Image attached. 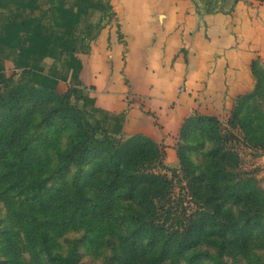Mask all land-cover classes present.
I'll list each match as a JSON object with an SVG mask.
<instances>
[{
    "label": "crops",
    "instance_id": "1",
    "mask_svg": "<svg viewBox=\"0 0 264 264\" xmlns=\"http://www.w3.org/2000/svg\"><path fill=\"white\" fill-rule=\"evenodd\" d=\"M264 72V0H0V74L71 89L88 125L176 163L192 113L228 116Z\"/></svg>",
    "mask_w": 264,
    "mask_h": 264
},
{
    "label": "trees",
    "instance_id": "2",
    "mask_svg": "<svg viewBox=\"0 0 264 264\" xmlns=\"http://www.w3.org/2000/svg\"><path fill=\"white\" fill-rule=\"evenodd\" d=\"M252 70L256 77L254 87L235 97L227 118L231 125L240 127L249 140L256 137L254 128L258 120L264 117L261 109H257L260 116L244 111L250 100L264 87L263 70L255 62ZM72 92L71 89L59 91L36 84L28 69L22 70L17 77L13 74L3 77L0 74V123L8 122L2 128L5 134H0V140L8 139L7 149L12 141L16 142L13 151L21 155L19 159L25 160L26 151H35L29 146L34 139L29 125L34 119L39 121V125L59 121L66 128L65 145L55 153V171L69 174L74 166L78 171L87 167L89 172L84 182L74 172L73 189L61 203L67 206L71 216L81 215L86 223L84 227H94V220L111 217L114 224L117 223L122 229L118 244L111 241V237L99 243L107 244L104 247L110 250V256L104 259L103 264L160 263L168 252L184 253L195 249L202 243L203 236L211 235H222V243H217L219 248H228L234 253L238 251L236 248L256 245L255 242L250 244L249 238L256 230L264 233V188L250 171L237 168V153L226 145L222 135L218 134L216 144L204 151L201 166L199 164L193 169L184 164L181 158L183 146L177 144L182 163L179 174L183 181L182 188L190 197L189 201L195 202L196 206L190 212L186 205L182 206L180 212L175 214L174 209L177 210L178 203H181L171 195L177 170L172 168L171 173H167L162 145L144 134L121 137L108 132L99 123L88 125ZM205 123L215 130L218 118L211 114L192 113L184 118L179 135L192 126L203 128ZM29 130L30 134L27 133ZM228 132L235 136L232 127ZM18 138L20 140L16 141ZM26 164L22 166L25 168ZM3 168L0 167V182L7 172ZM37 176L35 182L44 180ZM31 180L25 183L29 184ZM28 184L24 187L27 188ZM86 184H89L91 193L84 189ZM34 186L27 189L36 190ZM118 198L122 200L120 205L116 201ZM226 198H232L229 205ZM241 201L246 204L254 202L255 210L249 213V208L246 209L245 221L239 225L240 221L232 215V203ZM57 208L58 205L51 207L42 204L39 212L41 214L42 209L46 210L42 218L46 217L47 220L56 215ZM35 218L27 221L25 229L26 234L32 236V251L45 252L52 259L59 256L60 264H88L79 261L78 242L82 243L81 238L73 240L65 256H61L60 252H53L49 244L51 240L52 244L56 242L54 223L48 222L49 225L53 224L49 228L44 221L36 224ZM29 224L33 233L28 228ZM227 234H231V237H227ZM207 243L216 242L211 240ZM8 245H3L6 257L0 258V264L9 263L14 258ZM193 259L197 262L200 260L198 256ZM260 264H264V261Z\"/></svg>",
    "mask_w": 264,
    "mask_h": 264
},
{
    "label": "rangeland",
    "instance_id": "3",
    "mask_svg": "<svg viewBox=\"0 0 264 264\" xmlns=\"http://www.w3.org/2000/svg\"><path fill=\"white\" fill-rule=\"evenodd\" d=\"M257 109H261L264 113V87L261 88L260 93L254 99L250 100L248 108L244 111H249L250 115L257 116ZM217 118L218 123L215 130L209 128L208 124L205 123L203 128L192 126L185 133L178 136L176 141V163L166 164L168 174L171 173L170 169L172 168L177 170V174L173 178L171 195L174 200L177 202L180 200L181 203H178L177 210L174 209L175 214L180 212L182 206L186 205L188 212L194 210L196 206L195 202L189 201L190 197L186 195L185 188H182L183 181L180 179L182 163L177 153L178 143L183 146L181 158L184 164L193 169L202 162L204 151L216 144L218 134L222 135L226 145L232 147L237 153V168L250 171L264 188V117L258 120V124L254 128V133L257 135L251 140L246 139L240 127L231 125L228 122V116H218ZM38 122L37 119H34L33 123L29 125L31 134L34 135L33 142L29 146L34 148L35 151L33 149L26 151L25 160L19 159L21 155L13 151L16 142L12 141L10 148L7 149L8 139L4 138L2 142L0 140V167H4V172L7 171L5 173L7 176L4 175L2 182H0V258L6 257L3 245L8 243V246L11 247L9 250L14 254V258L9 263L4 264L61 263L60 259L57 258L59 256L52 259L45 252L31 250L32 236L26 234L25 229L28 226L27 221H31L36 217V224L44 221L47 227L52 228L53 224L49 225L48 222H53L55 229H57L54 235L56 242L53 244L51 243L52 240L49 242L53 252L57 251L61 253V256H65L71 242L81 238L83 244L78 242L79 261L88 264H103L104 259L108 255L110 256V250L104 247L107 244L101 245L99 243L111 237V241L118 244L122 229L117 226V223L114 224L110 219L111 217L109 219L102 218L101 221L94 220V223L91 222L94 227H84L83 225L86 223L81 219V215H70L67 206L62 204L61 200L68 196V192L73 189L74 172L78 173L81 181L84 182L89 171L86 170L87 167L78 171L74 166L71 167L69 174L64 175L60 170L55 171L57 165L55 153L61 151L65 145L66 128H63L59 121H55L51 125H47L45 122L39 125ZM6 124L8 122L0 123V134H5L2 128ZM231 127L235 132L233 137L228 132ZM30 130L27 133L30 134ZM19 140V138L16 139V141ZM23 163H27L25 168L22 166ZM37 175H39V179L43 178L44 180L41 179L35 182V179H38ZM31 178L29 184L25 183ZM25 184H28L30 188L35 185L34 187H37V189L28 190V186L27 188L24 187ZM84 189L91 193L89 184H86ZM231 200L232 198H226L227 205L232 202ZM116 201L119 205L122 203L120 198ZM42 204L51 207L58 205L56 215L54 214L53 217H49L47 220L46 217L42 218L47 213L46 210L42 209L40 214L39 209ZM232 206V215L240 221L239 225H242L245 221L246 214H244V211L246 209L249 208V213H253L255 210H253L254 202L246 204L241 201L232 203ZM28 228H31V233H33L31 224ZM226 236L231 237V234ZM223 239L222 235L203 236L201 238L202 243L195 249H189L184 253L170 251L160 263L156 264H260L264 261V233L257 230L252 232L249 238L250 244L255 242L256 245H249L242 249L236 248L237 253L228 250V248L220 249L218 244L222 243ZM211 240L216 243H207ZM196 256L200 258L198 262L193 259Z\"/></svg>",
    "mask_w": 264,
    "mask_h": 264
}]
</instances>
